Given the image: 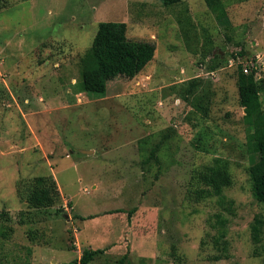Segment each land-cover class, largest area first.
<instances>
[{
  "label": "rangeland",
  "instance_id": "rangeland-1",
  "mask_svg": "<svg viewBox=\"0 0 264 264\" xmlns=\"http://www.w3.org/2000/svg\"><path fill=\"white\" fill-rule=\"evenodd\" d=\"M182 1L0 0V264H73L97 249L90 264H264L250 230L264 218L248 172L258 156L237 84L264 54V0H224L230 27L203 0ZM100 22L157 48L105 95L87 93L80 74ZM216 158L233 185L190 199ZM38 176L54 177L61 212L19 199L16 183Z\"/></svg>",
  "mask_w": 264,
  "mask_h": 264
},
{
  "label": "trees",
  "instance_id": "trees-1",
  "mask_svg": "<svg viewBox=\"0 0 264 264\" xmlns=\"http://www.w3.org/2000/svg\"><path fill=\"white\" fill-rule=\"evenodd\" d=\"M164 6L181 4L182 0H160ZM207 8L214 15L216 21L224 27H230L227 6L224 0H203ZM239 48V45L236 46ZM156 44L151 41L132 40L128 37L126 23L100 22L91 47L81 61V82L87 93L105 95L109 82L119 77L135 78L146 66L153 61L156 54ZM245 51L232 53L231 58L243 57ZM237 84L239 102L244 109V121L247 127V143L249 152L258 156V160L248 169L253 196L264 204V108L261 93L264 91V81L258 82L254 75H246L243 68H238ZM189 94H193L198 87L197 82H190ZM159 146L154 148L150 157L156 158ZM195 189L189 190V198L200 202L207 198L223 197L226 188L233 185V178L229 165L221 158H216L210 165L204 166L196 174ZM19 199L28 209H46L58 206L62 211L63 200L58 185L53 176H38L21 179L16 183ZM134 211V210H133ZM133 211L128 214L132 216ZM121 213L124 210H116ZM90 217L89 219H93ZM87 220V218H81ZM222 223H226L223 221ZM251 239L255 244L264 241V218L256 216L251 225ZM226 234L223 232L221 239ZM226 244H228L225 241ZM105 250H85L79 260L73 264H90ZM264 256V246H263ZM126 258H121L118 264H125Z\"/></svg>",
  "mask_w": 264,
  "mask_h": 264
},
{
  "label": "built area",
  "instance_id": "built-area-1",
  "mask_svg": "<svg viewBox=\"0 0 264 264\" xmlns=\"http://www.w3.org/2000/svg\"><path fill=\"white\" fill-rule=\"evenodd\" d=\"M242 68L244 74L254 75L256 79V76L259 75V72L264 68V54H257L251 60L243 64Z\"/></svg>",
  "mask_w": 264,
  "mask_h": 264
},
{
  "label": "water",
  "instance_id": "water-1",
  "mask_svg": "<svg viewBox=\"0 0 264 264\" xmlns=\"http://www.w3.org/2000/svg\"><path fill=\"white\" fill-rule=\"evenodd\" d=\"M85 153H87V152H85Z\"/></svg>",
  "mask_w": 264,
  "mask_h": 264
}]
</instances>
